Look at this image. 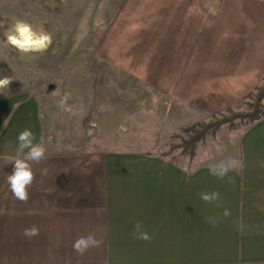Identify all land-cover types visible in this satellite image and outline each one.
<instances>
[{
  "label": "crops",
  "instance_id": "0c3cea01",
  "mask_svg": "<svg viewBox=\"0 0 264 264\" xmlns=\"http://www.w3.org/2000/svg\"><path fill=\"white\" fill-rule=\"evenodd\" d=\"M108 29L100 59L176 103L142 127L149 148L69 151L46 138L38 99L1 97L0 264H264V118L206 135L193 157L159 154L190 110L211 118L263 82L264 0H126ZM25 129L46 148L26 203L13 197L14 162L5 163ZM230 158L243 167L210 174ZM213 191L219 201L200 199ZM137 222L151 240L134 236ZM32 225L39 235L25 237ZM89 233L102 244L77 254L73 242Z\"/></svg>",
  "mask_w": 264,
  "mask_h": 264
},
{
  "label": "rangeland",
  "instance_id": "374dc122",
  "mask_svg": "<svg viewBox=\"0 0 264 264\" xmlns=\"http://www.w3.org/2000/svg\"><path fill=\"white\" fill-rule=\"evenodd\" d=\"M125 1L0 0V78H12L8 88L0 89V98L27 93L38 99L46 138L54 134L62 150L149 148L155 139H149L148 130L143 133L142 127L147 129L152 118L163 122L170 111L167 103H176L97 55ZM17 19L27 21L37 30L48 31L52 45L46 51L27 55L5 45L4 33ZM65 95L70 97L67 104L71 111L59 107ZM231 108L205 120L190 110L187 129L182 127L180 131L178 125H169L172 134L159 141V154L180 153L181 148L169 151L182 139H189L200 124L214 122L216 116L231 117L250 111L249 101L242 100ZM180 109L174 110L179 115L180 111L185 113ZM244 124L245 121L237 119L232 125H222L219 131L241 129ZM215 134L210 131L208 140ZM186 154L193 157L189 152Z\"/></svg>",
  "mask_w": 264,
  "mask_h": 264
},
{
  "label": "clouds",
  "instance_id": "9594fccd",
  "mask_svg": "<svg viewBox=\"0 0 264 264\" xmlns=\"http://www.w3.org/2000/svg\"><path fill=\"white\" fill-rule=\"evenodd\" d=\"M98 20V23H102ZM5 35L4 44L16 49L21 54H31L46 51L53 43L50 33L44 29H35L32 24L25 20L17 19L9 27ZM12 78L4 76L0 78V89L8 88ZM70 97L63 96L59 101V107L65 111H71L67 101ZM6 123V122H5ZM18 148L16 155L13 157H5V163L14 162V171L12 174L7 175V183L10 186V191L13 197L21 202L26 203L29 200L28 189L31 187L35 174L33 172L32 164L40 163L45 159L46 148L43 144L34 143L35 136L31 129H25L18 134ZM28 150L25 152V150ZM243 167L242 161L236 158H230L227 161H221L209 167L211 175L223 180L230 170L241 169ZM47 169L42 171L46 174ZM200 199L204 203H214L220 200V193L218 191L202 192ZM224 216L230 215L229 210L225 209ZM208 222L215 226V219L208 218ZM134 236L142 241L151 240L148 231L143 227L140 222H137L134 227ZM25 237L31 238L39 235V228L36 225L25 228L23 230ZM102 240L97 239L95 234L89 233L86 236H80L73 242V250L83 255L90 248L99 247Z\"/></svg>",
  "mask_w": 264,
  "mask_h": 264
},
{
  "label": "trees",
  "instance_id": "16d2710c",
  "mask_svg": "<svg viewBox=\"0 0 264 264\" xmlns=\"http://www.w3.org/2000/svg\"><path fill=\"white\" fill-rule=\"evenodd\" d=\"M249 101V107L250 111L247 112H237L232 114L231 117H222V118H217L215 117L214 122L211 123H206L205 124H200L198 126V130L194 132V134L189 138V139H182L181 143L179 144H174L171 147L170 153L174 149L181 148L183 149L184 152H189L191 154H194L197 148V144L202 141V139H205L206 135L211 131L212 133H216L222 125L225 124H233L235 120L241 119L242 121H245L246 124L244 125H249L254 122H257L264 118V80L260 85H257L255 87V90L250 93L247 97L243 99V101ZM232 108H227L226 110L231 111Z\"/></svg>",
  "mask_w": 264,
  "mask_h": 264
}]
</instances>
